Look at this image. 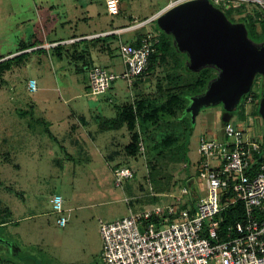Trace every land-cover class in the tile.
<instances>
[{
  "label": "rangeland",
  "instance_id": "obj_1",
  "mask_svg": "<svg viewBox=\"0 0 264 264\" xmlns=\"http://www.w3.org/2000/svg\"><path fill=\"white\" fill-rule=\"evenodd\" d=\"M170 1L122 0L120 16L108 17L100 6L102 0H0V64L12 66L0 80V207H8L13 219L21 222L18 227L10 225L0 229L1 258L21 264H103L101 225L128 215L130 205L135 207L139 197H151L153 179L160 176L169 184L167 204L178 203L179 198L192 203L207 195L205 182L195 168L201 161L198 153L201 139L222 140L221 105L202 109L196 120L187 111L183 113L182 117L187 114L193 128L188 168L178 161L164 160L159 164L164 174H152L153 179L147 174V156L137 150L133 157L125 150L133 141V133L128 128L100 129V122L118 119L119 109L128 103L134 104L137 99L145 100L147 106L166 110L167 105L177 104L170 96L191 78L179 68L174 56H169L137 85L118 80L101 96L91 94L88 71L82 62L72 61V53L68 51L61 58L52 51H33L18 58L23 45L36 39L44 42L48 36L53 41L67 38L71 33L79 36L98 32L101 27L123 28L131 25V16L138 25L145 23L141 27L143 33L161 31L157 16ZM90 3L93 10L101 11V18L79 20L76 25L75 19L86 14L82 8ZM67 17L72 24H67ZM240 18L235 16L237 22ZM256 33L262 37L260 25ZM96 43H108L111 52L107 50L99 56L94 53L95 64L122 74L119 37ZM84 44L81 43V49ZM91 44L88 43L90 48ZM31 78L36 81V92L30 90ZM252 91L262 99L260 78ZM257 104L247 106L246 110L239 107L231 123L250 138L264 143V121ZM39 119L47 122L46 126ZM72 126L76 131H72ZM47 127L55 138L46 132ZM125 164L135 167L138 174L117 187L111 168ZM191 176L195 177L194 196L193 188L189 187ZM183 187L190 189L185 197H182ZM55 195L64 199L66 211L62 216L68 219L64 228L58 225L59 216L53 212L50 202Z\"/></svg>",
  "mask_w": 264,
  "mask_h": 264
},
{
  "label": "built area",
  "instance_id": "obj_2",
  "mask_svg": "<svg viewBox=\"0 0 264 264\" xmlns=\"http://www.w3.org/2000/svg\"><path fill=\"white\" fill-rule=\"evenodd\" d=\"M193 0H171L167 10ZM220 5L239 7L255 3L264 13V0H209ZM110 15L119 14V0H108ZM144 24H135L125 30H138ZM120 32V31H119ZM104 33L98 37L109 36ZM77 42V40L68 43ZM63 42L62 44H65ZM153 37L142 39L140 46L122 43L120 56L124 72L120 75L103 67L89 70L90 92L93 96L106 94L118 80L133 85L147 70L154 52ZM60 43L48 44L47 49ZM36 91V81H30ZM254 104L249 96L246 107ZM223 140L202 138L198 153L201 156L199 175L205 182L207 195L198 200L196 208L191 201L168 203L141 213H130L119 220L101 225L103 264H264V143L250 138L231 122L223 125ZM144 152V145L140 143ZM115 184L135 178V172L119 167L114 171ZM190 194L182 188V197ZM129 202V201H128ZM54 212L61 217L58 225L66 227L63 217L64 199L52 198ZM242 204L245 222L233 225L223 236L221 217L227 209Z\"/></svg>",
  "mask_w": 264,
  "mask_h": 264
},
{
  "label": "trees",
  "instance_id": "obj_3",
  "mask_svg": "<svg viewBox=\"0 0 264 264\" xmlns=\"http://www.w3.org/2000/svg\"><path fill=\"white\" fill-rule=\"evenodd\" d=\"M218 8L225 13L227 18L231 22L244 23L248 29L249 37L254 42H264V13L258 4L245 3L240 5L239 7H234L233 5L229 4L220 5ZM237 15L241 16L238 22L235 20V16ZM259 25L261 26L262 37H260L256 33ZM148 35L153 37L154 52L149 58L147 70L145 71L143 76L139 80L134 81L133 84L137 85L139 82L144 80L146 76H148L153 70H156V68L163 65L169 56H174V58L177 60V63H179V68H181L184 74L189 76L191 79H188L185 85H181L179 90L176 91L177 93L173 92V94L170 96V99L171 101L177 102V104H174L170 107H168L167 105V110L165 108H154L155 106L153 107L149 104L147 106L145 100L137 99L134 104L128 103L122 109H119L118 119L100 122V129L104 131H111L119 130L124 127L128 128L131 134L133 133V141L130 145L126 146L125 150H127V153L129 155L135 157L137 154V150L142 152L140 149V143H143L144 152L142 153L147 156V165L150 169V175L152 177L154 174H163L160 172V170L163 169L161 166H159V164L162 165L164 160H171L175 162L178 161L180 164H187L189 151L188 147L190 142L189 139L193 133V128L190 126L186 118L188 115L186 114L185 118H183L182 115L189 106V98L203 94L207 89L208 83L212 79L216 78L217 71L214 69H205L198 74L190 72L186 67L188 56L186 54L179 53L174 46L173 38L166 35L162 31L142 33L138 36L139 38L136 40V42L132 44L135 46H140L142 39L146 38ZM36 46V42L31 44H24L22 49H20L18 53L25 52L26 50L32 49ZM59 48H61L60 45L56 47V49ZM26 54L27 53H22V55H19L18 58H24L26 57ZM18 58L14 57V60ZM20 64L21 63H19V65ZM16 66H18V63H16ZM89 67L90 66L88 64L83 66L84 70L87 71L91 69ZM11 70L12 66H10L9 63L0 64V80H2L6 72H9ZM249 96H252L254 98V103H258L257 105L259 108L261 96L251 91V93L244 96V98L247 100ZM239 107L242 108V110H246L245 104H241ZM25 115H27V113H25ZM39 123H43V125L46 126L47 122L39 119ZM46 132L50 135L51 138H54L48 127L46 128ZM200 165L201 161L199 162L198 166ZM119 167L131 169L128 166H118L116 168ZM134 172L136 178L137 173L136 171ZM164 180L165 179L160 176L155 178V181L164 182ZM168 181L171 182L170 178ZM168 187L169 184H167V194L169 191ZM12 216V212L8 207H0V229L6 228L8 227V225L13 223ZM59 217H61V215ZM245 220L246 212L242 204H238L236 207L227 209L226 211H224L221 217L219 230L221 236H223L225 232L229 231L233 225L238 222H245ZM0 264L21 263L0 257Z\"/></svg>",
  "mask_w": 264,
  "mask_h": 264
},
{
  "label": "water",
  "instance_id": "obj_4",
  "mask_svg": "<svg viewBox=\"0 0 264 264\" xmlns=\"http://www.w3.org/2000/svg\"><path fill=\"white\" fill-rule=\"evenodd\" d=\"M156 21L161 31L173 38L177 51L188 56L190 72L217 71L203 94L189 98L186 111L193 120L202 109L221 105L222 122L230 123L259 77L263 82L259 113L264 121V42H254L244 23L231 22L209 0L170 8Z\"/></svg>",
  "mask_w": 264,
  "mask_h": 264
},
{
  "label": "crops",
  "instance_id": "obj_5",
  "mask_svg": "<svg viewBox=\"0 0 264 264\" xmlns=\"http://www.w3.org/2000/svg\"><path fill=\"white\" fill-rule=\"evenodd\" d=\"M97 1L99 2V0H97ZM102 1H103V4H101L100 6L101 7L103 6L104 12H105V14L108 15V17H118V16H120L121 12L123 11V3H122V0H119V14L118 15H114V16L110 15L109 12H108V9H107V1L108 0H102ZM92 5L93 4L90 3V4H87V6H85L84 8H82L83 10H85L86 14H84L83 16H81L80 17L81 19L80 18H76L75 19L76 25L79 22H81L79 20H82L84 22H88L89 19H94L95 20V19H100L101 18V11H99L97 9H94L93 10ZM168 5H169V3L166 5V7H164L158 13V16L161 15L163 12H165L167 10ZM74 7H77L76 4H75ZM101 7H100V9H101ZM129 19H130L131 25L129 24V25L123 27V28L107 29V28L101 27L98 32L92 31V32L87 33V34H80L79 36H78V34L71 33L72 36L70 35L67 38L59 39V40H53V41H50L48 36L45 37V41L44 42L42 40L40 41V40L36 39L35 41H33V43L34 42L37 43V46L36 47H34L32 49H28L25 52H21L20 54L27 53L25 56H28V54H30L31 51H47L48 53H50L52 51V52H55V55H57L59 58H61L62 55H60V54H62L64 51H68L69 54L72 53V55H71L72 61H74L76 63H78V62L81 63L82 62L84 66L86 64H88L90 66L89 68H92L93 66H98L94 62V53L97 54V56H99L101 54L102 55L105 54L107 50H110V52H111V47H107L108 46V43L107 44L103 43L102 45H100L101 43L100 44H97L96 43L97 41L103 40V42H106V40L108 38H110V37L111 38L119 37V42H121V43H131L132 44V43H135L136 40L139 38L137 35H141L143 33L141 30L144 27L141 28V29H138L137 31L136 30L135 31H124L125 29H127V28H129V27H131V26H133L135 24H137V21H136V19L133 16H131ZM66 20H69V22H67L68 25H69V23L72 24L71 18L69 19V17H67ZM64 24H66V22L62 23L61 26H63ZM102 29H105V30H102ZM116 30L117 31H120L121 30L122 32L120 31L121 33H112L109 36H103V37L101 36V37H98L101 34L108 33V32H113V31H116ZM54 31L55 30H53L52 32H54ZM73 31L74 30H72V32ZM121 38H122V40H121ZM125 39H126V41H124ZM72 40H77L78 42H75V43H72V44H68V45H66V43L65 44H62L63 42H69V41H72ZM91 42H92V44H91V48H90L89 45H88V43H91ZM53 43H60L61 44V48H59V49H56V48L47 49L45 47L48 44H53ZM81 43H85L83 45L84 46V49H81L82 48ZM89 70H88V73H89ZM30 80H34V78H31ZM86 124L84 123V126H86ZM72 131L73 132L76 131L75 126H72ZM209 133L210 134L213 133V127L211 129L209 128ZM53 137H54V135H53ZM213 139H216V138H213ZM223 139H224V137L222 135V140ZM92 141L94 143L96 142L95 140H92ZM67 155L69 156L70 154H67ZM70 157L72 159H74V157L72 155ZM104 158H105V160L107 161V164H108V159H107L108 157L105 156ZM120 166H128V165L125 164V165H120ZM146 166H147L146 167L147 174H150V169H149L148 165H146ZM128 167H130L131 169H133L134 171H136V173L138 174V171L136 170L135 167H131V166H128ZM184 167L188 168L187 164L186 165L184 164ZM115 168L116 167L111 168L113 174H114ZM199 168H200V166H197L195 168L196 174H199ZM150 178L153 179L152 177H150ZM194 178H193V176L188 177V180L190 179L189 180V187L190 188H193L192 189L193 196L196 193V190H195V187H194V185H195V179ZM198 181H200V180H198ZM152 186H153V195L151 197L144 198V199H142L141 197H139L138 198V201H137V204H136L135 207L131 206L130 205V202H128L129 205H130L129 212L132 211L134 213H141V212H144V211H147V210H151V208H152V207H150L151 205H153V207L154 206H159V205H161V206L167 205V201H168L167 200V182L164 183L163 181H155V180H153ZM201 198H202V196H200L197 200H193V202L190 203V205H192V207L196 208L197 203H198V200H200ZM50 202H52V199H51ZM68 211L70 212V210H68ZM24 220H25V218H24ZM110 222H114V221H110ZM110 222H106V223H110ZM20 224H21V222H19V220L13 219V223L10 224V225H14V226L18 227ZM10 225H8V226H10ZM99 233H100V231H99ZM100 236H101V234H100Z\"/></svg>",
  "mask_w": 264,
  "mask_h": 264
},
{
  "label": "flooded vegetation",
  "instance_id": "obj_6",
  "mask_svg": "<svg viewBox=\"0 0 264 264\" xmlns=\"http://www.w3.org/2000/svg\"><path fill=\"white\" fill-rule=\"evenodd\" d=\"M257 79H259V77H258ZM257 79H256V80H257ZM255 82H256V81H255ZM241 104H245V105H246V99H245L244 97L242 98V100H241V102H240V105H241ZM240 105H239V106H240ZM238 108H239V107H238Z\"/></svg>",
  "mask_w": 264,
  "mask_h": 264
}]
</instances>
